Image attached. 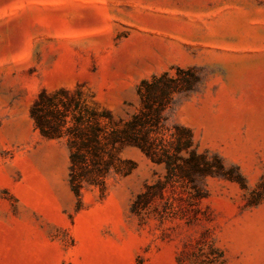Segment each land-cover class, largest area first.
Listing matches in <instances>:
<instances>
[{
  "label": "rangeland",
  "instance_id": "1",
  "mask_svg": "<svg viewBox=\"0 0 264 264\" xmlns=\"http://www.w3.org/2000/svg\"><path fill=\"white\" fill-rule=\"evenodd\" d=\"M165 72L192 83L167 125L223 170L194 184L124 146L135 168L78 197L41 91L126 120ZM0 264H264V0H0Z\"/></svg>",
  "mask_w": 264,
  "mask_h": 264
},
{
  "label": "trees",
  "instance_id": "2",
  "mask_svg": "<svg viewBox=\"0 0 264 264\" xmlns=\"http://www.w3.org/2000/svg\"><path fill=\"white\" fill-rule=\"evenodd\" d=\"M191 84V79L173 78L167 72L142 80L141 109L118 121L110 110L89 106L79 89L62 88L53 93L44 89L32 105L31 116L42 135L67 137L70 181L78 197L85 185L105 189L112 173L126 175L135 168L134 161L119 156L124 146L138 147L153 160L164 162L171 175L179 172L196 184L203 175L223 170V165L197 152L190 129L175 124L172 131L167 125L166 110L173 105L175 94L191 88ZM166 131H171L168 142ZM182 151L189 156H183Z\"/></svg>",
  "mask_w": 264,
  "mask_h": 264
}]
</instances>
